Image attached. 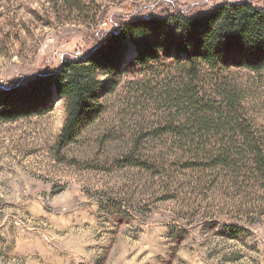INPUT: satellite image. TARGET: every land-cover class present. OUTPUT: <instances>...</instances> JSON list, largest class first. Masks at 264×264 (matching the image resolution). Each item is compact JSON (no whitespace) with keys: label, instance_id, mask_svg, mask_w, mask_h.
<instances>
[{"label":"rangeland","instance_id":"374dc122","mask_svg":"<svg viewBox=\"0 0 264 264\" xmlns=\"http://www.w3.org/2000/svg\"><path fill=\"white\" fill-rule=\"evenodd\" d=\"M74 1L80 7L72 11L65 0H0V86L93 50L120 16L149 18L171 2L194 19L216 8L206 0ZM230 75L264 133V71ZM104 80L102 116L64 148L62 101L45 115L0 123V264H264V187L247 156L219 169L184 168L172 158L151 172L122 163L135 148L150 159L176 151L147 137L167 112L137 93L136 79ZM230 227L245 233L233 240Z\"/></svg>","mask_w":264,"mask_h":264},{"label":"trees","instance_id":"16d2710c","mask_svg":"<svg viewBox=\"0 0 264 264\" xmlns=\"http://www.w3.org/2000/svg\"><path fill=\"white\" fill-rule=\"evenodd\" d=\"M232 3L218 4L198 19L187 15V6L172 2L149 18L120 16L93 50L64 58L58 70L0 86V123L45 115L62 101L66 117L58 145L64 148L102 116L100 100L110 91L104 79L118 86L129 77L138 81V94L167 112L165 124L147 137L171 143L176 152L150 159L135 148L122 163L151 172L172 158L184 168L219 169L243 155L264 187V133L249 117L241 87L230 75L233 68L264 71V10ZM65 6L80 7L74 0H65ZM225 233L237 240L245 231L230 227Z\"/></svg>","mask_w":264,"mask_h":264},{"label":"built area","instance_id":"2783aa9c","mask_svg":"<svg viewBox=\"0 0 264 264\" xmlns=\"http://www.w3.org/2000/svg\"><path fill=\"white\" fill-rule=\"evenodd\" d=\"M234 1H236V0H206V2L210 5V4H214L213 5V7L215 6V4H219V3H221V2H234ZM259 9H264V7H262V8H259ZM151 16V15H150ZM149 15L147 16V17H150ZM98 27H100V29H106L107 27H108V21L107 20H105V21H102V22H100L99 23V25H98ZM82 53H84L83 51H78L77 53H76V56H78V55H80V54H82ZM53 55H54V57H61V49H56V50H54V52H53Z\"/></svg>","mask_w":264,"mask_h":264},{"label":"bare ground","instance_id":"6f19581e","mask_svg":"<svg viewBox=\"0 0 264 264\" xmlns=\"http://www.w3.org/2000/svg\"><path fill=\"white\" fill-rule=\"evenodd\" d=\"M221 3H225V2H221ZM221 3H219V4H221ZM216 5H218V4H215V6H216ZM263 10H264V9H263ZM80 56H81V55H80Z\"/></svg>","mask_w":264,"mask_h":264}]
</instances>
